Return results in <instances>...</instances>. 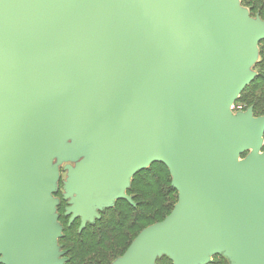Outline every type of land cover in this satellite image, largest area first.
Returning <instances> with one entry per match:
<instances>
[{
    "label": "water",
    "instance_id": "95a60500",
    "mask_svg": "<svg viewBox=\"0 0 264 264\" xmlns=\"http://www.w3.org/2000/svg\"><path fill=\"white\" fill-rule=\"evenodd\" d=\"M225 2L171 0L162 27L148 0H0V184L18 218L0 240L2 263L54 261L44 254L51 222L44 141L60 132L73 99L93 114L76 147L90 156L75 210L104 183H117L120 165L142 166L145 156H166L171 165L156 156L149 162H163L184 183L182 202L130 260L163 247L183 258L185 246L197 250L217 224L216 240L241 251L236 264H264V182L252 181L264 158L231 160L261 136L264 120H227L225 105L245 83H228L232 66L223 59L245 52L255 26L215 13Z\"/></svg>",
    "mask_w": 264,
    "mask_h": 264
},
{
    "label": "rangeland",
    "instance_id": "374dc122",
    "mask_svg": "<svg viewBox=\"0 0 264 264\" xmlns=\"http://www.w3.org/2000/svg\"><path fill=\"white\" fill-rule=\"evenodd\" d=\"M148 1L159 14L161 25L164 27L175 8L171 5V0ZM225 1V8L217 14L223 17L225 12L230 11L235 18L244 16L246 22L256 25L260 31L251 41L250 56L245 55L246 52L237 54L239 57L236 54L227 53L226 57L230 58L227 62L233 65V71L229 82H227L243 81L245 85L242 89H237L231 101L227 103L226 117L230 123L238 119H256L257 117H262L264 120V115L255 116L251 107H247L237 100L243 88L257 76L255 63L259 60V41L264 39V10L261 3L255 4L254 0ZM230 55L232 58L229 57ZM233 55L235 56L233 57ZM79 76L77 74L75 77V82L77 81L74 85L75 91L77 90L75 88L80 86ZM75 95L78 96L79 93L75 92ZM79 106L80 104L70 99L67 103L66 114H62L64 121L59 126L60 132L54 133L49 142L44 141L47 153L43 158V168L45 175L48 176L46 198L50 205L49 215L51 218L49 243L46 245L44 254L53 256L54 261L50 264L69 259L67 240H75L74 234L77 232H82L83 236L89 234L91 229L87 228L82 231L81 228L98 217L101 210L109 207L107 205L117 202L121 207H125L126 203L132 207L137 205L141 216L136 218L139 220L132 227L127 225L124 228L123 233L128 236L124 240L122 239L123 246L119 250V255L110 264H236L239 261L241 251L235 242H229L225 238L216 240L220 231L217 224H212L205 230L197 250L187 244L185 246L186 256L183 258L178 257L171 247L155 250L144 258L136 257L133 260L128 258L130 250L148 231L163 223L184 197V188L176 179L172 168L160 161L149 162L153 157L144 164L146 167H143V164L137 167L132 163L120 165L118 172L121 176L118 182L115 184L104 183L103 189L97 190L91 196L87 206H80L75 210L74 206L80 195L77 189L81 182L78 175L86 169L90 156L89 150L77 151L76 147L83 137L81 126L86 125V118L93 116L90 112L81 113ZM257 140L254 144L238 146L231 154L232 162L244 166L263 159L264 130ZM148 167L149 173L143 171ZM252 181L255 186H260L264 182V167L253 176ZM2 187L1 183L0 240L9 236L18 221V218L12 214V203L5 202L3 199ZM1 260H5L3 254H0V264H5Z\"/></svg>",
    "mask_w": 264,
    "mask_h": 264
},
{
    "label": "trees",
    "instance_id": "16d2710c",
    "mask_svg": "<svg viewBox=\"0 0 264 264\" xmlns=\"http://www.w3.org/2000/svg\"><path fill=\"white\" fill-rule=\"evenodd\" d=\"M253 2L261 3L264 10V0ZM259 42V60L255 63L257 76L243 88L237 99L239 103L251 107L255 116L264 115V39ZM143 171L148 172L149 167ZM117 203L101 210L98 217L81 228L82 231L91 229L89 234L83 236L80 230V233L74 234L75 240H67L69 259L60 264H110L119 255L122 241L128 236L124 235L123 230L127 225L132 227L139 220L136 218L141 216V211L137 205L132 207L126 203L125 207H121Z\"/></svg>",
    "mask_w": 264,
    "mask_h": 264
},
{
    "label": "bare ground",
    "instance_id": "6f19581e",
    "mask_svg": "<svg viewBox=\"0 0 264 264\" xmlns=\"http://www.w3.org/2000/svg\"><path fill=\"white\" fill-rule=\"evenodd\" d=\"M231 1V0H230ZM232 3V2H231ZM227 5V4H226ZM225 3L222 5V7H221V9L220 10H223L225 7ZM220 10H218V11H214L215 13H219V11ZM235 13V12H234ZM220 15V14H219ZM232 16H233V14H232ZM234 17V16H233ZM235 18V17H234ZM235 19H238V18H235ZM239 19H241V20H244V21H246V19L244 18V16H243V18L242 17H239ZM255 26V30L253 31V33H251V34H249L248 35V37H247V41H246V47H245V52H246V54L245 55H249L250 56V51H251V41H252V39L255 37V35L258 33V32H260V31H258V29H257V26L256 25H254ZM244 52V53H245ZM252 52V51H251ZM237 55V54H236ZM227 55H225L224 56V60L225 61H229V59L226 57ZM235 55H233V57H234ZM238 56V55H237ZM229 57H231V55L229 56ZM239 57V56H238ZM245 57V56H244ZM247 57V56H246ZM232 58V57H231ZM231 61V60H230ZM229 63V62H228ZM231 66H233L232 64H231ZM233 71V70H232ZM231 75V74H230ZM230 79V78H229ZM232 79V78H231ZM77 82V81H76ZM78 85V84H77ZM235 91H234V93L232 94V96L230 97V100L229 101H231V99L233 98V96L235 95ZM228 103V102H227ZM227 103H226V105H225V107L227 106ZM260 137V136H259ZM258 137V138H259ZM257 138V139H258ZM256 139V141H258ZM255 141V142H256ZM254 142V143H255ZM232 154V153H231ZM154 156H156V157H158V158H160V159H163L167 164H170V162H169V160L166 158V156H163V155H161V154H157V155H150V156H145V157H143V159L141 160L143 163L142 164H145V163H147L148 162V160L150 159V158H152V157H154ZM171 165V164H170ZM179 183L183 186V188H184V183L182 182V180H180L179 179Z\"/></svg>",
    "mask_w": 264,
    "mask_h": 264
}]
</instances>
